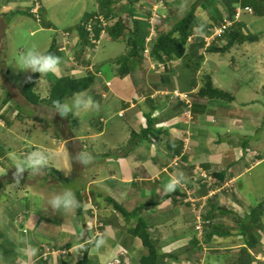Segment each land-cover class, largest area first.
<instances>
[{
    "label": "crops",
    "instance_id": "obj_1",
    "mask_svg": "<svg viewBox=\"0 0 264 264\" xmlns=\"http://www.w3.org/2000/svg\"><path fill=\"white\" fill-rule=\"evenodd\" d=\"M8 2L12 5L17 4L16 0H8ZM42 7V13H44L43 3ZM0 26H2L1 23ZM3 26H6L5 23H3ZM0 29L3 28L0 27ZM2 34L3 32L0 31V38ZM261 50L263 56L264 49L261 48ZM261 59L260 65L264 67V58L261 57ZM249 64L250 62L245 66ZM66 66L67 62L61 60L60 71L52 75L59 77L71 74L69 71L72 69H67ZM222 66V64L221 66L216 65L208 73L211 76L214 87L231 94L233 101H229L228 104L221 101L218 104L207 98H201L198 100L197 105H194V107L197 106V113H194V108L192 109V119L185 115L184 104H180L177 101L167 104L165 97L162 95L157 98L151 96L156 91L163 90L156 89L152 91L153 93L149 96V99L153 100L152 104L148 105L147 101L140 103L138 99L142 94H139L136 99V89H134L130 77L121 78L123 79L121 81L119 80L120 78L114 77L105 83V88L109 90L108 97L118 101L121 106H126L123 108L124 110L120 109L118 113L119 118L126 120L122 130L121 128L115 130L113 128L107 129L106 121L101 117L100 122H97L94 127L93 125L96 122L90 123V127L93 128L88 134L89 136L84 138L82 132L78 136L74 135L71 131L72 129L70 130V122H61V117H59L57 127L59 132L63 134V139L53 136L54 139L59 143L66 144L67 150L73 147L71 146L72 141L83 143L85 146V139L95 140L94 145L90 144L91 148L90 152H88L93 157L90 165L93 167L104 166L106 169L104 177L101 175L102 171L98 173L99 171L96 170L92 174L93 177L87 178L88 183L84 187H79V185L68 187L75 194L78 191H82L83 195L89 197V200L90 193L94 195L91 211H88V207L85 204L84 211H86H83V216H79L76 212L67 220L65 219L67 216L54 214L50 210L45 212L44 198L54 189L43 190L44 183L39 186V181H42V178L37 179L35 185H28L27 179L23 177L20 184L16 185L14 184V177L3 176L5 169L0 166V264H78L83 260L84 253L87 252H81L80 245H87L89 241L95 240L97 235L105 230L111 234L107 248L109 254L107 264L116 260V258L121 259L123 264H140V260L147 254V250L140 239L132 237L128 232L129 228L135 224V221L132 220L126 223L122 216L106 202L107 196L123 205L129 212L141 209L139 217L144 219L149 225L154 240L158 241L161 255L173 254L176 256L180 251L191 247V243L196 240L195 218L191 209L184 207L186 203H183V199L186 197V193L181 186L177 187L172 193L163 194L161 189L168 183L169 179L173 175L183 174L186 177L185 183L191 192L194 193L193 196L199 199L207 196V190L205 187L198 188L197 185L190 181L193 176V170L203 169L205 173H212L214 177L221 173L225 175L224 184L234 186L235 194L239 199L240 195L237 189L239 180L264 164V158L261 159L264 153V137L259 138V134L253 133V131L259 132L258 130L243 129L242 127L245 124L241 121V118L254 119L253 115L258 114L260 109L257 110L254 107L259 104L260 92L262 91L259 90L260 87L256 91L251 88L248 90L244 89L243 96H240L241 90L238 92L229 90L225 87V84H220L222 79L219 75L227 76L225 74L226 70ZM231 66L234 72L240 67V65ZM182 68H184L182 65L174 68L175 87L183 91L192 92L194 95L198 91V85L190 87L189 83L187 85L183 84L182 88L179 86V73L176 75V71L179 69L180 72ZM200 73L201 71L199 75ZM94 74L96 73L94 72ZM1 78L0 74V87L3 84ZM184 80H187V78ZM155 81L154 76L149 74L148 82L154 83ZM49 84L51 85V83ZM4 86L5 89L10 91L8 93H11L12 96L0 89V129L9 131L6 135L0 133V137L3 141L10 143L7 141V138L10 137L8 134L15 133L17 135V132L11 127L13 125L10 122L11 118L16 120L17 117H20V123H22L28 121V116L22 117L20 112L13 109L15 106H12L13 103L17 104L16 99L18 97L24 99L20 92L23 87L17 90L9 84ZM240 86L236 85L235 88ZM5 93L11 97L9 100L10 106H8V101L5 100ZM43 98L45 99L47 96ZM240 98L244 100L241 107H239ZM146 99H148V96H146ZM142 105H146V108H140ZM31 106L28 105L25 99L23 103L17 104V107H25V109L31 108ZM110 106L111 102L107 104V107L110 108ZM7 107L11 112H7L4 115L2 109ZM198 107H202L203 112L198 111ZM126 108L129 111H133L129 119L125 115ZM152 108H154L153 111H151ZM150 112L154 114V118L157 117L154 121V128L157 131L164 130L160 134L161 142L164 143L152 144L146 140L145 142H140L131 151H128L126 144H114L112 146L108 142H99L108 134L113 137L114 135L118 136L120 133H126L128 136V129L140 133L144 126V114L149 115ZM8 114L9 116L6 117ZM79 120L77 119L76 123ZM165 122L167 124L161 126V123ZM261 127V132L264 133V126ZM25 134L24 139H28V132H25ZM67 135H71L69 137L73 138L67 140L68 138L65 137ZM257 136L258 138H253ZM123 138L122 142L128 137L123 135ZM26 142L28 141L26 140ZM23 143L25 144V142ZM24 144H22V147L25 149L19 150L21 154L28 153L26 152L28 148ZM28 145L32 147L33 151L40 147L30 142H28ZM246 147L258 151L259 157L256 163L253 164L248 160L238 159V151ZM96 149H103L105 153L96 154L94 153ZM49 151L52 154L55 153L57 157L59 156L51 149V146ZM84 151H87L85 147ZM96 160L101 162L97 163ZM63 186L61 185V188H65ZM55 190H58V187ZM26 195H28V204L25 206L22 204L21 197L23 199ZM38 196L40 199L32 200L31 198ZM220 199L224 202L228 201L224 197ZM238 199L233 200L237 202ZM37 200L40 201V205L37 204ZM212 206L208 208V211ZM215 206L228 214L223 215L219 210H216L215 213V221L222 227V232L226 236L214 237L211 245H199L198 247H201L203 252L194 258L190 256L197 252L192 246L189 251L180 255L177 260L161 258L160 264H194L198 261L196 258L199 256H201L200 261L205 263L207 256L209 255L212 258L214 253L217 256L213 258V262L218 260L216 264H225V258L226 261L228 260V257H226L228 253L237 254L236 257L238 258L240 250L246 246L244 238L239 233L237 218L244 219V217H239L228 208L219 207V205ZM242 207L246 209L244 206ZM38 211L41 213L38 214ZM244 214L246 215L245 211L242 216ZM249 215L248 213L246 217ZM21 216L24 217L23 222L18 221ZM26 216H28V219ZM79 218L83 221L80 222ZM262 221L264 226V217ZM62 225L63 227H61ZM259 234L262 236L260 245L257 249L249 250L253 257L252 264H264V231H260ZM21 238H26L28 245L38 249L35 256L26 254L24 249L27 246L21 243ZM88 258L90 264H100L97 255L88 254Z\"/></svg>",
    "mask_w": 264,
    "mask_h": 264
},
{
    "label": "rangeland",
    "instance_id": "obj_2",
    "mask_svg": "<svg viewBox=\"0 0 264 264\" xmlns=\"http://www.w3.org/2000/svg\"><path fill=\"white\" fill-rule=\"evenodd\" d=\"M16 1L17 4L12 5L8 2V0H0V23L2 25L0 27L3 28L0 29V31L3 32L0 38V74L2 76L1 81L3 84L1 85L0 89L4 92H7L9 96L12 95L11 93H8L10 91L8 89H5L4 85L9 84L14 89L19 90L21 87H24L26 85V83L30 80L29 77L34 74L21 72L17 68L16 61L21 52L33 45H36L42 51L48 52L55 42H58V44L63 42V37H67L70 39H74L75 36L80 37V30L84 29V27L88 25V21H83V23H81V20L84 18V16L87 14L94 16V14H98V12L102 13L100 5L98 4V0H41V3H43L44 6V13L41 12L40 21L30 13L29 15L27 13V11L33 6L30 0ZM117 1L118 3L115 4L114 8V10L117 9L116 11L118 12L116 14V17H121L122 15L125 21L129 19L130 15H135V20L140 18L143 11L146 14V12H148V10H151L152 7L153 9H155V11L161 13V9H159V6L161 5L159 2L161 0H133V4L131 3L132 0ZM162 1L167 2L169 13L168 21H166V23L161 26L163 32L171 30L178 21L182 20L188 14L192 7H196V16L200 26L194 31L193 36L190 38V46L191 44H196L198 46L200 45L201 37L204 34V32L200 29L202 25L209 23L210 13L211 15H218V17L220 18L226 15V8L224 7L222 0H179L177 3H174L172 1L170 2L169 0ZM246 1L252 2L253 7H257V9H255V14H246L245 16H243L242 21L244 22L245 26H248L252 29L250 31L248 28H244L243 33L248 35H259L260 41L254 44L245 45L243 47H235L230 52L224 54H207L205 62L202 66L204 68V72L207 73L208 71H211L213 67H216V65L221 66L222 64V67L226 70L225 74L227 76L219 75L223 80L220 81V84H225V87L231 91L235 90L236 92H238L239 90H241L240 96H243L244 89L248 90L249 88H251L253 91H256V89L260 87L259 90H261L262 92H260V100L258 102L259 104L254 107L257 108V110L260 109L258 114L253 115L254 119L241 118V121L245 124L242 127L243 129L250 131L258 130L259 132L253 131V133L259 134V138H263L264 133L261 132V126H264V67L260 65V61H262L261 57L264 58V54L262 56L261 50V48L264 49V12L262 11L264 10V0H244V2ZM129 6L134 7L137 11L135 12L131 7L130 9H128ZM237 9L241 8L237 7ZM171 12L173 13L172 15ZM98 16L99 14L94 16V18ZM161 19L163 18L161 17ZM43 21L45 22L44 24ZM113 22V20H107V24H113ZM154 22L158 21L154 20ZM3 23H5L6 26H3ZM127 25L131 26V23ZM152 31L153 29H151V32ZM223 42L225 41L223 40L219 44L224 45ZM70 48V54H66L68 52L67 50L64 59L67 60L66 68H70V70L72 69L71 71H69L71 74L65 76H59L57 74L59 76L58 78H64L67 76H72V78L74 79H82L88 76L94 77V83L87 92L90 93L93 98L99 102V110L79 113L74 116L69 115L67 118H65L61 117L58 114L50 115L49 111L51 108H48L45 105L37 107L31 106V108L28 109H25V107H17L18 103H23L24 101V99L18 97L16 99L17 104H12V106H15V108L13 109H16L17 112H20L22 114V117H24L25 115L28 116V121L20 123V117H17L16 120L15 118H11L12 120L10 122L11 124L13 123L14 126H9H11L15 130V132H17V135L15 133L8 134L10 135V137L7 138V141L10 143L3 141L0 137V166L4 167L5 169V174L3 175L4 177H14L15 166L27 154L19 153V150L25 149L24 147H22V144H24L23 142H25L28 148L26 152L29 153L33 151L32 147L28 145V142H30L32 144L40 146L35 150H42L46 152L51 160V162L49 161L48 168L38 176H33L28 171H25L23 177L27 179L28 185H35L37 179L42 178V181H39V186L44 183L45 186L42 187L43 190H55L57 187L59 190L61 189V185H64L63 187L65 188H68L70 186L74 187L76 185H79V187H84L88 183L89 177H93L92 174L96 172V170L99 171L98 173L102 171L101 175L102 177H104L106 170L104 166L93 167L90 165L91 163L88 165H82L79 161L74 159V157L78 153L84 151V147L85 150H87L86 152H90V144L94 145L96 142L95 140L85 139V146L83 145V143L73 141V150H67L66 144H63L62 142H60L62 143L60 144L56 139H54L53 136L63 139V134L59 132V129L57 127L59 117H61V122H70V130L72 129L71 131L74 135L78 136L82 132L84 138L86 136H89L88 134L90 133L91 129L97 124V122H100L101 117L104 121H106L105 125L108 126L107 129L113 128L115 130L121 128L122 130L126 120L119 118L118 113L120 112V109L124 110L123 108H125L126 106H121L118 101L112 99L111 97H108L109 90L105 88V83L112 80L114 77L120 78V81L123 80L121 79L122 77H120L122 76L120 72L122 70V67H124L126 64L128 67L132 68L134 67V62L140 60L141 64L136 67L135 71L124 78L130 77V80L134 85V89H136V99L139 94H142L138 99V101L141 103L143 101H147L146 96L149 97V93H151L153 89L152 83L148 82L149 74L154 76L155 78L156 75H159L161 73L159 71L157 73L149 72L151 70V66L155 67L156 70H158L159 67L156 65V63H154L152 57L146 59L143 53L139 54V57L136 59L126 60L129 54L128 40L125 38H120L118 40L116 38L113 39L109 36L108 31L107 37H102L99 45L96 47L97 49H95L92 42L90 43V45L89 43L87 44L86 52L82 55V51H80V49H82V46L75 48V46L72 45L70 46ZM200 52H204V49L200 50ZM79 55H81L80 58H78ZM74 57L77 60L74 59ZM87 62L88 64H86ZM249 62L250 64L245 66ZM86 65L87 67H90L87 69V67H85ZM231 65H240V67L236 72H234V69ZM80 66L81 68L79 69V71H77V67ZM183 67L186 68L184 64ZM162 71L165 72V70ZM94 72L96 74H94ZM176 75H178L179 86L181 88L183 87V84H189V76L193 79H196V76H194L192 71H187V68H182L180 72L179 69H177ZM186 78L187 80H184ZM51 81L52 74L44 75L41 78L38 85L37 94L40 95L42 99H44L43 97L49 96L50 90L52 88V85L49 84L51 83ZM236 85L241 86L235 88ZM153 90L155 91V89ZM179 90L181 91H179L180 93L188 94V92H183V90L181 89ZM171 93L172 92L169 90L156 91L151 96L153 98H157L158 96L162 95L163 97H165V102H167V104H171L172 102L176 101L175 96ZM7 94L5 93V100L8 101V106H10L9 100L11 99V97H9ZM109 102H111V109L107 107V104ZM213 102L220 104L221 100H216ZM242 102H244V100L240 98L239 107L242 106ZM140 108L145 109L146 105H142L140 106ZM125 111L126 118L129 119L133 111H129L128 108H126ZM7 112H11L9 111L8 107L2 109V113L4 115ZM191 112L192 111H185V115L190 119H192ZM8 116L9 114L6 117ZM77 119L80 120L76 123ZM91 122H96L93 127H90ZM5 123L7 124L6 121ZM166 124L167 122L163 123L162 125ZM25 132H28V139H24V137L26 136ZM0 133L6 135L7 133H9V131L0 129ZM123 135H126V137H128L124 142H122V139H124ZM65 137H68V135ZM130 137L131 129H128V136L126 133H120L118 134V136L114 135L113 137L108 134L99 142H108L109 144L111 143L112 146H114V144H126L128 147ZM158 137L161 138V135L159 134ZM253 138H258V136ZM26 140L28 142H26ZM50 146L51 149L59 155L58 157L55 153L52 154L49 151ZM94 153L103 154L105 153V150L96 149ZM263 158L264 153L261 159ZM112 159L114 160V158ZM96 162L100 163L101 161L96 160ZM55 171H59L61 175L56 173ZM65 172H67L68 174L66 175ZM237 189L240 195L237 201L238 203H240L238 205L240 211H245L246 215L248 213L251 214L252 208L257 209L258 205L264 203V164H262L261 167L249 172L245 177L241 178L237 184ZM31 198L32 200L40 199L39 196L36 198ZM107 198L109 197L107 196ZM220 198L221 197L217 195V197L212 198V200H208V202L204 206V210H208V208L212 204L219 205V207L221 206L223 208H228L229 205ZM83 199L89 211L91 209V204L93 206L94 195L90 193V200L88 196L83 195ZM21 201L22 204L26 206L28 204V195L23 197V199L21 197ZM183 203L185 204V202ZM37 204L40 205L39 200H37ZM242 206H244L246 209H244ZM184 207L190 210L191 204H185ZM232 210L239 217H246L245 214L244 216H242L237 210ZM37 213L40 214L41 212L38 211ZM26 218L28 219V216H26ZM69 218L70 216L65 217V219L67 220ZM79 220L80 222L83 221L81 218H79ZM216 256L217 255L215 253L212 258L208 255L206 262L204 263L203 261H201L200 263L216 264L218 260H215V262H213V258ZM236 256L237 254H226L228 260L226 261L225 258V264H235L237 260ZM222 258L224 259V257Z\"/></svg>",
    "mask_w": 264,
    "mask_h": 264
},
{
    "label": "trees",
    "instance_id": "obj_3",
    "mask_svg": "<svg viewBox=\"0 0 264 264\" xmlns=\"http://www.w3.org/2000/svg\"><path fill=\"white\" fill-rule=\"evenodd\" d=\"M138 1V0H137ZM134 2L133 0L131 3ZM223 5L226 8V15L224 17L220 18L218 15H210L209 23H206L202 25L201 31L204 33L208 31V28H214L221 26L222 23H224L225 20H229L233 23L231 28H228L225 35L221 38L215 41L211 47L206 49L204 52H200V50H203L204 48V42L201 38L200 45L196 44H189L188 40L190 37L193 36L194 31L200 26L197 20L196 16V7H192L191 10L188 12V14L180 21H178L171 30H168L166 32H163L162 27H156L157 28V37L155 39V44L152 50V57L157 62H162L165 64H168L170 62H175L180 65H185L187 68V71H192L194 75L197 73H200L198 79H193L189 76V83L190 87L197 86L198 85V91L191 95L190 92H188V100L191 101V107L188 108L185 101L179 100V97H176L175 92L180 91L175 87V73L172 69L168 68L165 70V72H161L159 75L155 76L156 81L152 83L153 89H159V90H169L171 91L176 101L180 104H184L185 111H192L194 108V113H197V106L194 107V105L198 103V100L201 98H207L211 101H218L221 100L223 103L226 104L230 101H233V96L223 90H220L216 87H214L212 79L210 74L207 72H204L203 64L205 62V55L211 54V53H217V54H224L227 52H230L235 47H243L247 44H254L256 42H259V35H248L244 34L243 30L245 27L244 22L238 23L236 21V9L237 7L241 8L243 13V16L246 14L253 15L255 14V9L257 7H253V3L244 0H222ZM118 3L117 0H98V4L100 5V9L102 13H99V16H104L108 21L113 20V24L106 27V31H108V34L113 39H120L125 38L128 40V49L129 54L126 58V60H132L139 57V54H142L145 49V39L149 35V30L151 25H149V18L152 14L151 10H148L146 14H141L140 18L134 19L135 15L129 16L128 20H124L122 15L121 17H116V14L118 13L116 10L112 9L115 7V4ZM133 4V3H132ZM132 8L135 12L137 11L134 7L129 6L128 9ZM127 8V7H126ZM246 8H250L253 11V14H250L249 12L245 11ZM127 9V10H128ZM126 10V9H125ZM133 11V12H134ZM260 11V10H259ZM264 12V10H262ZM107 12V13H106ZM174 12V11H172ZM171 12V15L173 14ZM29 15V10L27 11ZM106 13V14H103ZM94 14V16L98 15ZM136 14V13H135ZM92 15H85L81 23L83 21H89L90 19L94 18ZM132 21V22H131ZM45 22L43 21V24ZM131 23V26H128L127 24ZM49 26V25H48ZM51 26V25H50ZM100 28L101 26H96L95 28V34L98 36L100 34ZM80 29V28H79ZM248 29L251 31L252 29L248 27ZM81 34V42L77 45V48L82 46V49H80L81 55L86 52L87 44H88V35L86 32H84L83 29L80 30ZM221 40L225 41L224 45H220L219 43ZM48 53L54 54L61 58V60L67 61L64 59L65 54L61 53L59 51V47L57 45V42H55ZM78 58H80V56ZM85 63V62H84ZM88 64V62L86 63ZM141 64L140 60H137L134 62V67H128L126 64L124 67H122L121 75L120 77L124 78L128 75H130L133 71H135L136 67ZM87 67V65L85 66ZM185 68V67H184ZM185 68V69H186ZM79 71V69H77ZM43 76V75H42ZM39 73H34L31 76V79L26 83V85L21 89V95L25 99V101L28 103V105L32 106H41L45 105L48 108H51V104L53 100L56 99H64L67 97H70L73 93L76 92H83L88 91L92 84L94 83L95 78L92 76H88L82 79H74L72 76H67L64 78H58L54 75L53 79L51 81L52 88L50 90L49 96L45 99H42L40 95L37 94L38 91V84L40 83V80L42 78ZM152 89V91H154ZM181 92V91H180ZM184 92V91H183ZM153 92L149 93V96ZM186 94V93H185ZM152 98V97H151ZM147 104L150 105L153 103V100L146 99ZM154 108L151 109L153 111ZM198 111L203 112L202 107H198ZM192 113V112H191ZM154 114L152 112L149 113V115H145L143 117V129L140 131V133H136L134 131H131V137L128 142V151H131V149L135 148L140 142H145L146 140L150 141L152 144L160 143L162 139L158 137L159 134H162V131H157L154 128L155 120L157 117H153ZM163 123H161V126ZM71 135H68L67 140H71L73 137H69ZM164 143V142H161ZM73 144V141H72ZM71 144V146H72ZM168 144V143H167ZM246 146V145H245ZM71 147L70 149H72ZM56 173L60 174L59 171H55ZM219 185L224 184L225 175L219 174L217 177ZM77 199L81 203V208L77 210V214L79 216H83L85 201L83 199V193L82 191H78L76 193ZM233 199L237 200L238 197L236 195H233ZM110 206L113 207V209L118 212L123 220L127 223L130 221H135V224H133L128 232L129 234L134 237L140 239L142 242L144 248L147 250V254L143 256L140 260V264H160L161 258L163 259H174L177 260L180 255L183 253L189 251L191 247L193 246L195 248V251L197 253L190 256L191 258L196 257L199 253H202L203 250L201 247H198L201 245V243L196 239L191 243V247H188L182 251L179 252L176 256L173 254L169 255H161L160 250L158 248V241L154 240V237L150 231V227L147 224V222L139 217V214L141 212V209L134 210L132 212L127 211L123 205H120L118 202L114 201L111 198L105 199ZM213 205V204H212ZM212 210V211H211ZM216 210H219L223 215H228L225 211H223L220 208H217L215 205L212 206V208L208 211H205V219L207 221H210V225L207 226L205 231V236L203 243L207 245H211V243L214 241V237H225L226 235L222 232V227L217 224L215 221V213ZM264 217V203L257 206V209L252 208L251 214L244 218V219H238L237 222L239 224V233L244 238L245 246L240 250V254L235 262V264H252L253 257L250 254L249 250L257 249V247L260 245V238L262 236L259 234L260 231H264L263 226V219ZM236 219V218H235ZM195 228V227H194ZM193 250V249H192ZM201 256L196 258L198 263L201 259ZM79 264H90V260L88 258V252L84 253V258Z\"/></svg>",
    "mask_w": 264,
    "mask_h": 264
},
{
    "label": "clouds",
    "instance_id": "obj_4",
    "mask_svg": "<svg viewBox=\"0 0 264 264\" xmlns=\"http://www.w3.org/2000/svg\"><path fill=\"white\" fill-rule=\"evenodd\" d=\"M30 1L33 5L32 0H30ZM39 1L41 3V0H39ZM169 1L177 3L179 0H169ZM159 3L161 4L159 6V9H161V13L158 12L160 19L157 20L158 22L155 23V26L161 28V26L164 23H166V21H168L169 13H168L167 2H163L161 0ZM117 5H119V4H117ZM41 6H42V3H41ZM32 8H33V6L29 9V13L31 15H32V13H31ZM42 8L43 7H41V9H40V21H41ZM114 8H112V9H114ZM151 11H153V7H152ZM245 11H247V10H245ZM249 13L253 14V11L249 12ZM242 14H244V13L241 10L239 18L236 19V21L238 23L242 22ZM163 15L165 16V18L161 19V17ZM95 18H96V20H94ZM95 18H92L90 20H94V22L96 23V26H99V25L101 26L100 34L98 36H96L97 34H95V38L97 40L100 39L99 40V43H100V41L102 39V38H100L101 32L104 31L105 33H104L103 37H107L106 27L110 26L111 24H107V20L104 16H98ZM149 19H151V16ZM103 23H105L106 26H103ZM149 23H150L149 25H151V27L149 30V35L145 39V49L143 51V55L145 56L146 59H148L149 57L150 58L152 57L151 53H152V50H153V47L155 44V39H156L157 33H158L157 28H155V32L151 36V34H152V32H151V29H152L151 20H149ZM96 26H95V28H96ZM95 28H94V30H95ZM245 28H248V26ZM210 29L211 28H208V31ZM83 30L88 35L87 39H88V43L90 45L91 41L89 40V34L85 30V28ZM208 31L205 32L201 37L203 42H204V47H203L204 51L206 49H208L209 47H211L215 41H217L218 39H221L226 33L225 32L222 35V37L217 38L210 46L207 47L205 40H204V36L208 33ZM150 37H151L152 41L150 43H147V39ZM81 38H82L81 36L80 37L79 36L74 37L73 40L76 39V42L74 45L75 48L77 47L78 44H80ZM190 38L188 40L189 43L191 42ZM221 41H223V40H221ZM223 43L225 44V42H223ZM62 44H63V42H61L60 44H58V42H57V45L59 48L62 46ZM93 46L95 47V49H97L96 47L98 45L93 44ZM59 51H60V49H59ZM146 51H148V53H146ZM61 53L65 54L64 52H61ZM206 55H205V59H206ZM152 59H153V57H152ZM153 61H154V63H156V65L159 67V69L153 70V66H151V70L149 71L151 73H157L158 71L162 72V70H166L168 68H170L174 71V68L176 67V65L179 66L177 61L170 62L168 64H165L162 62H157L154 59H153ZM64 62H67V61H64ZM16 64H17V68L21 72L39 73L40 76H42V75H47V74L58 73L60 71L61 58L54 55V54L42 51L36 45H33V46L27 48L26 50H24L23 52H21L19 54L18 59L16 61ZM160 65L164 66V69H161ZM73 67H74V65H73ZM89 67L90 66H88L87 69ZM80 68H81V66L77 67V69H80ZM194 76H196V80H197L199 77V73H197ZM29 79H31V77H29ZM190 94L193 95L192 92H190ZM99 108H100L99 102L96 101L90 93H88L87 91H83V92L73 93L70 97H67L64 99L53 100L49 114L50 115L59 114L61 117L67 118L69 115L74 116V115H77L79 113L98 111ZM74 159L79 161L82 165H88L93 161L92 155L88 152H85V151H81L80 153H78L74 157ZM49 161H50L49 155L42 150H34V151L27 153L18 162V164L15 166V173H14L15 183L14 184H16V185L20 184V181L23 178V174L25 173V171H28L33 176H38V175L42 174V172L48 168ZM65 174L67 175L68 173L65 172ZM185 182H186V177L183 174L173 175L169 179L168 183L161 190H162L163 194H169V193L174 192L177 189V187L181 186V184H183ZM184 199H183V201H184ZM186 204H188V203H186ZM80 208H81V203L77 199L75 192L71 188H61L59 190H54V191L50 192L44 198V211L45 212L50 210L54 214H61L62 216H72ZM191 211H192V208H191ZM193 215H194V213H193ZM203 217L205 219V210L203 211ZM194 218H195V215H194ZM195 221H194V227H195ZM61 227H63V225ZM195 231H196V229H195ZM110 239H111V234L107 230H105L103 233L98 234L95 240L89 241L87 245H83V244L80 245V251L81 252L87 251L88 254H95L98 256L100 264H107V262L109 260V254L107 252V248H108V241ZM196 239H197V232H196ZM21 243H23L27 246L24 249L26 254H30V256H35L37 254L38 249L28 245V241L26 238H21ZM201 244L203 245L204 243L202 242ZM200 262L194 263V264H202ZM121 264H123L122 260H121Z\"/></svg>",
    "mask_w": 264,
    "mask_h": 264
},
{
    "label": "built area",
    "instance_id": "obj_5",
    "mask_svg": "<svg viewBox=\"0 0 264 264\" xmlns=\"http://www.w3.org/2000/svg\"><path fill=\"white\" fill-rule=\"evenodd\" d=\"M32 2H33V8L31 9V13L36 19L40 20V9L42 7L41 3L39 0H32ZM246 10L248 12H252V10L250 8H246ZM240 13H241V9H237L236 19L239 18ZM162 18L164 19L165 16L163 15ZM159 19H160V16L158 15V12L155 11V9H153L152 15H151V24H152L153 31H152L151 36L154 34L155 28H156V26H155L156 22H154V20L157 21ZM94 20H96V18ZM94 20L88 21V25L84 28L88 32L89 40L92 42V44L99 45L100 39L97 40L95 38L94 28L96 26V23L94 22ZM232 25H233L232 22H230L229 20H225L224 23L221 24V26L211 28L208 31V33L204 36L206 46L207 47L210 46L217 38L222 37V35L227 31L228 28H231ZM103 26H106V24L103 23ZM104 33H105L104 31L101 32L100 38L103 37ZM63 38H64L63 44L59 49L61 52H64V53H66V51L68 50V52L66 54H70V49H71L70 46L75 45L76 39L73 40V39L66 38V37H63ZM151 41H152L151 37L147 39V43H150ZM66 46H67V48H66ZM146 53H148V51H146ZM74 59H75V57H74ZM72 60H73V58H72ZM160 68L164 69V66L160 65ZM153 70H155V67H153ZM175 95H176V97H179V100L185 101L188 108L191 107V103L188 100L187 94L180 93L179 91H176ZM185 142H187V141H185ZM258 157H259L258 151L254 150L252 148L247 147L244 149H240L238 151V159H245V160L250 161L253 164L257 162ZM190 181L194 185H197L198 188L205 187V189L207 190V196L198 199V198L193 196L194 193L191 192V190L189 189V187L186 183L181 184L182 189L186 193V198L184 199V202L191 204L192 212L195 215V220H196L195 221V229L197 232V240L202 243L204 240L206 228H207V226L210 225V222L205 220L203 217L204 206L206 205L208 200L219 195L221 198L224 197L226 200H228L225 203L229 205V207H228L229 210L235 209L240 213V215H242L243 212L240 211V208L238 206L239 203H237L233 200V195L235 194L234 187L231 185H226V184L219 185L217 178H215L212 175V173H210V174L207 172L205 173L203 171V169H200V170L194 169L193 170V176L191 177ZM226 196H228V197H226ZM18 221L23 222L24 217L23 216L19 217ZM109 264H121V260L117 258L115 261H112Z\"/></svg>",
    "mask_w": 264,
    "mask_h": 264
},
{
    "label": "bare ground",
    "instance_id": "obj_6",
    "mask_svg": "<svg viewBox=\"0 0 264 264\" xmlns=\"http://www.w3.org/2000/svg\"><path fill=\"white\" fill-rule=\"evenodd\" d=\"M236 14H237V11H236ZM67 38V37H66ZM90 70V69H89ZM103 98V97H102Z\"/></svg>",
    "mask_w": 264,
    "mask_h": 264
},
{
    "label": "flooded vegetation",
    "instance_id": "obj_7",
    "mask_svg": "<svg viewBox=\"0 0 264 264\" xmlns=\"http://www.w3.org/2000/svg\"><path fill=\"white\" fill-rule=\"evenodd\" d=\"M199 7H200V5H199ZM225 7V6H224ZM227 13V12H226ZM245 14V13H244Z\"/></svg>",
    "mask_w": 264,
    "mask_h": 264
}]
</instances>
